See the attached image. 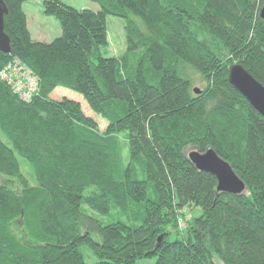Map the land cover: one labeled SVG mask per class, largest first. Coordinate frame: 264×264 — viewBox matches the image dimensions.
<instances>
[{
	"label": "trees",
	"instance_id": "obj_1",
	"mask_svg": "<svg viewBox=\"0 0 264 264\" xmlns=\"http://www.w3.org/2000/svg\"><path fill=\"white\" fill-rule=\"evenodd\" d=\"M4 1L0 264H87L84 246L94 264H264V116L229 79L239 63L264 85V0H43L62 29L52 42L33 38L30 0ZM110 15L120 56L102 52ZM15 60L37 77L31 101L2 77ZM189 147L216 150L245 191L219 192Z\"/></svg>",
	"mask_w": 264,
	"mask_h": 264
},
{
	"label": "rangeland",
	"instance_id": "obj_2",
	"mask_svg": "<svg viewBox=\"0 0 264 264\" xmlns=\"http://www.w3.org/2000/svg\"><path fill=\"white\" fill-rule=\"evenodd\" d=\"M62 2L73 6L77 9H91L99 10L101 6L99 3L93 0H61ZM43 0H30L25 3V11L29 15V26L31 27L34 36V39L44 42H52L54 39L59 37L62 34V29L59 20L54 16L46 15L43 11ZM109 26V44L107 47L102 48V52L105 56H120L125 51L126 44V33L124 29V24L122 19L110 15L108 18ZM32 33V32H31ZM194 87H203V84L197 83ZM52 97L55 99H61L63 97H68L74 99L81 103L82 109L87 116L94 118L102 130H105L108 121L95 112L86 101L84 96L80 93H77L71 89L58 87L52 93ZM190 151L198 150L195 147H189ZM189 151V152H190ZM127 160V158H126ZM29 170V168H27ZM26 169V170H27ZM28 175V174H27ZM31 183L34 182V177L31 175L27 176ZM83 210L95 217L102 218L100 214L91 209L88 205H83ZM199 211H196L198 213ZM107 222V220H104ZM97 240H101L99 235H95ZM87 264H94L97 261V258L92 253V250L88 246L82 248ZM156 258L153 259H143L137 262V264H154Z\"/></svg>",
	"mask_w": 264,
	"mask_h": 264
},
{
	"label": "water",
	"instance_id": "obj_3",
	"mask_svg": "<svg viewBox=\"0 0 264 264\" xmlns=\"http://www.w3.org/2000/svg\"><path fill=\"white\" fill-rule=\"evenodd\" d=\"M8 11L5 1L0 0V51L4 53H11L12 50L11 38L5 31V15ZM260 17L264 20V5L260 11ZM229 79L253 108L264 116V85L239 63L230 67ZM195 92L199 94L201 90L197 87ZM189 159L199 171L216 177L219 192L241 194L245 191V182L235 172L233 166L213 148L205 152L192 150L189 152ZM161 239L162 236L159 242Z\"/></svg>",
	"mask_w": 264,
	"mask_h": 264
},
{
	"label": "built area",
	"instance_id": "obj_4",
	"mask_svg": "<svg viewBox=\"0 0 264 264\" xmlns=\"http://www.w3.org/2000/svg\"><path fill=\"white\" fill-rule=\"evenodd\" d=\"M2 77L21 94L22 100L31 101L38 90L37 77L18 61H13L3 73Z\"/></svg>",
	"mask_w": 264,
	"mask_h": 264
},
{
	"label": "crops",
	"instance_id": "obj_5",
	"mask_svg": "<svg viewBox=\"0 0 264 264\" xmlns=\"http://www.w3.org/2000/svg\"><path fill=\"white\" fill-rule=\"evenodd\" d=\"M25 7V6H24ZM27 16H29L28 14H27ZM28 26H29V18H28ZM29 28H30V30H31V32H32V36H34V33H33V31H32V29H31V27L29 26ZM37 40V39H36Z\"/></svg>",
	"mask_w": 264,
	"mask_h": 264
}]
</instances>
